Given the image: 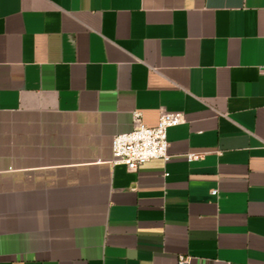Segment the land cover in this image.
Segmentation results:
<instances>
[{
	"label": "crops",
	"instance_id": "crops-1",
	"mask_svg": "<svg viewBox=\"0 0 264 264\" xmlns=\"http://www.w3.org/2000/svg\"><path fill=\"white\" fill-rule=\"evenodd\" d=\"M263 67L264 0H0V264H264Z\"/></svg>",
	"mask_w": 264,
	"mask_h": 264
},
{
	"label": "built area",
	"instance_id": "built-area-1",
	"mask_svg": "<svg viewBox=\"0 0 264 264\" xmlns=\"http://www.w3.org/2000/svg\"><path fill=\"white\" fill-rule=\"evenodd\" d=\"M140 116L141 112L135 111L136 124L132 130L113 136L109 159L111 164H125L127 168L134 170L140 164L153 158H162L165 161L171 159L168 130L170 127L185 121L184 112L162 110L155 125L145 124L141 121ZM198 156L199 154L195 152H189L186 155L188 160ZM211 192L216 194L217 189H213ZM185 263L186 259L181 256L179 264Z\"/></svg>",
	"mask_w": 264,
	"mask_h": 264
}]
</instances>
